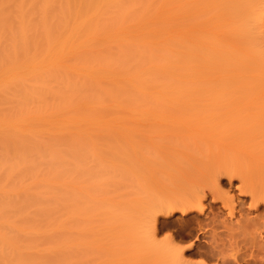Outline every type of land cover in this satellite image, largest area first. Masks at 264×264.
<instances>
[{
    "label": "bare ground",
    "instance_id": "obj_1",
    "mask_svg": "<svg viewBox=\"0 0 264 264\" xmlns=\"http://www.w3.org/2000/svg\"><path fill=\"white\" fill-rule=\"evenodd\" d=\"M200 1L192 0L191 3L198 4ZM207 1L210 3L211 0L198 5V8L202 6L201 17L192 14L191 18L196 16L202 19V8L209 4ZM230 1L229 3L233 2ZM188 2L190 3L189 0H0V264H96V260L100 264L98 258H104V251L101 256L99 253L103 249L95 250L99 247V241L92 239L94 235H98L94 233L93 216L102 213L105 217L109 213L107 216H112L105 217L108 221L113 217L115 223H120L122 219L130 223L135 215L133 208L138 206L136 203L151 196L147 187L149 177L142 174L141 167L135 166L139 161V153H132L135 150L132 148L124 150L121 145L123 150L118 148V141L114 137L120 135L121 129L136 132L138 130L134 129L148 127L152 130L164 126L174 130L191 127L201 131L205 137L215 139L220 127L230 126L228 116L233 112L231 105H237L239 101H230L234 94H229L228 101L231 103L225 100V92L229 88L225 87L226 90L222 91L224 81L221 80L227 82L229 78H226V73L225 76L222 75L220 68H216L210 52L213 51L212 48L207 46L205 51L203 48L206 46L202 47L198 35L200 39L195 36L196 39L188 44L186 23L191 20L187 15L191 9L189 7L187 10ZM241 2L242 0L239 4ZM244 4L242 14L238 13L242 9L240 6L241 9L236 5L240 11H235V4H230L231 8L228 5L234 12L233 15L237 13L240 15L238 19L242 17V22L239 20L242 24L236 23L237 30L232 27L233 38L237 35L236 39L241 37L251 45L256 41L262 45L264 0H246ZM231 11L229 10L230 13ZM206 13L203 14L204 17ZM197 18L193 22L196 20V23ZM219 34H225L226 37L227 32ZM217 36L216 39H211L220 45L222 42L219 37L220 44L217 42ZM206 38L209 40L208 37H203V40ZM212 40L209 42H213ZM250 44L248 45L255 50L247 45L250 51L246 52L245 48L246 54H238L240 57L244 55L241 65L246 69L249 63H254L264 70V54L256 48L257 43L256 46ZM223 45L220 48L226 51L227 48ZM241 45L244 48L245 45ZM220 48L217 50L223 57L231 51L228 47L229 52L225 54ZM235 50L232 55L241 52V49L238 52ZM213 52H217L215 48ZM203 61L208 68L207 70L204 66L205 72L199 69V64ZM249 68L255 72L256 67L252 69L248 66L247 69ZM224 69L226 67L222 70ZM238 70L239 67L234 73ZM241 70L240 68L241 74L239 71L235 74L242 76ZM260 70L262 73L263 70ZM219 72H222L223 77ZM257 72L260 73L259 69ZM229 73L231 76V72ZM256 78L254 82L251 78V82L264 83L258 76ZM219 94L220 103L216 101ZM236 94L239 98V93ZM222 95L225 101L222 100ZM215 101L216 105L219 103L218 106H215ZM223 104L228 105L222 107ZM223 117L229 120L225 121ZM224 121L227 123L223 124ZM104 129L119 130V133L116 132L117 136H114L116 133H111V136L106 132L104 135L117 141L113 150L119 149L122 152L120 155L112 151L114 159L127 163L126 166L135 167L137 176L129 166V171L118 168L122 172H117L116 168V173L115 170L110 172L112 169L108 173L109 169L102 168L103 173L99 172L103 176L100 173L97 176L90 174L89 183L87 182L88 176L85 173L90 172L87 167L93 157L91 150L94 149H90L93 143L90 140L99 130ZM91 131L95 133L92 134ZM102 134L97 133L101 137ZM120 136L119 141L124 138ZM93 138L99 139L97 136ZM84 165H87V169ZM98 168L100 170L97 166L93 170ZM214 172V185L218 184L221 174L227 175L229 179L239 175L230 167L216 168ZM121 173L125 177L131 176L133 182H129L127 177L124 183L128 184H121L123 182L119 180L125 178ZM107 178L114 182L106 180ZM98 179H104L100 183V189L98 185L101 180ZM116 179L119 184L131 188L129 191L133 192L128 195L133 197L132 193L135 192L136 197L131 199L125 195L129 200H124V194L120 193L116 205L103 201V188L106 190L104 196L108 193L105 184L118 185ZM91 180L96 181L98 188L95 185L91 188L94 182ZM92 189L99 190L98 193L94 192L101 195L102 202L98 201L100 198L97 196L96 200L91 197ZM249 193L253 203L260 200L264 203V194L257 190H250ZM150 202L151 205L146 210L150 216L153 215L151 222L155 220L156 211L172 214L173 209L179 207L186 214L189 208L196 207L200 212L203 206L198 197L192 201L181 198L173 203H163L160 198L151 196ZM227 207L229 213L233 214L229 210L230 206ZM153 228L154 224L152 230ZM152 230L151 233L146 229L142 232L137 230L134 233L139 236H136L137 239L116 237L118 240L114 239L117 240L114 241V246L120 244L126 248L127 244L128 247H135L138 243L149 246L147 249H156L155 232ZM95 237L93 238L97 239ZM121 246H117L118 251L124 249Z\"/></svg>",
    "mask_w": 264,
    "mask_h": 264
},
{
    "label": "rangeland",
    "instance_id": "obj_2",
    "mask_svg": "<svg viewBox=\"0 0 264 264\" xmlns=\"http://www.w3.org/2000/svg\"><path fill=\"white\" fill-rule=\"evenodd\" d=\"M189 1L190 3L188 2L187 3L188 5H186L188 7L187 10L189 9V7H191V9H189V13L187 12L189 18L192 17V14L193 15L197 14L199 15V17H201L200 14L202 13V11L200 10L202 6H199L198 8V5L204 4L205 3L204 1L206 0H203V3L202 0L201 1L199 0L200 2L198 4L196 3L197 5L195 4V2H193L194 4L192 5L191 3L192 0ZM211 1L210 3L207 1L209 4L208 5L205 4V6L202 8L203 14L206 12L209 13V15L208 13H206V15H208L207 17L206 15L204 17L202 14V19L208 18V20L205 19V22L203 21L204 19L203 20L201 18L198 19L196 16H193L194 18L188 20L189 18H187L188 16H186L188 20V21L186 20L187 21L186 36L188 39L187 42H189L188 44L192 43V41L196 39L198 35V37H200L201 39L198 37L197 39L201 40V44H203L202 47L206 46V48H203L205 51L207 49V46H209L210 49L212 48L213 51L214 48L217 51L215 53L213 51H210L212 52V57L214 58L218 57L217 59L215 58L216 60L213 58L214 60L213 62L216 64L217 66L216 68L217 69L220 68L221 71L223 72V73L219 72V75H221V73L222 75L226 73L227 74L226 78L227 79L229 78V81L227 80V82L229 83L228 85H225V83L227 84L225 80H221L224 81L223 83L225 85V86L223 85L224 90L222 89L221 90L225 91L226 88H229L228 90H226L227 92H225L226 93L225 95L227 96L226 97L227 99L225 100L226 101L230 100L229 94H234L233 98H231L230 101L231 102L232 100H234L235 102L239 101V103L237 102V105H235L236 103L234 105L233 104L231 105L233 107V112L230 116H228L230 118V121H228L229 118L226 120L225 117H223L225 121H228V124L231 123L230 126L227 124V126H229L230 129L228 130L229 127H226V125L224 127L223 125V127H220L218 129L219 131L215 139L211 137H205V135H203L201 131L197 129H192L191 127L175 128L176 130H174V128L172 127L171 128L169 127L170 129H168L167 126H164L162 128L161 127L157 128L156 130L153 129L155 132L150 127L143 129L142 128L134 129V130H138L136 132L133 131L132 129H128L130 130L128 132L126 129H121L120 130L122 131L121 133L126 135L124 136L120 133L121 136L120 135L119 136L120 138L124 136V138H122L119 141L118 140L119 136L114 137L118 141L119 147L116 144L118 148H121L120 147L121 145L122 147H124L123 148L124 150L127 149L128 151V148L130 150L132 148L133 150L135 149L134 152L132 153L136 154L135 151L139 153V155L136 154L137 159H139V161L137 162L138 163L137 165L135 164V166L141 167L143 169L142 174L143 175L147 174V176L149 177V182L147 183V187L149 188V193H150L149 195H151L152 197L156 196L160 198L161 200H163V203H167V202L173 203L181 198H185L188 201H192L193 198L198 197L202 201V205H203L202 211L200 209L199 212V210L196 207H193L191 209L189 208V210H187L188 213L186 212V214L185 213L183 214L181 209H178L179 207H176V209H173V211L171 210L172 214H167L166 213L167 211L166 212L156 211L154 213L155 220L151 222L153 215L150 216V213H148V211L146 210L147 207L151 205L150 204L151 196H150V197H144L142 200H139L136 203L138 206H140V208L138 206L137 208L135 207L136 209L133 208L134 209L133 212L135 215L133 219L130 221V223L123 221V219H122L123 222L121 221L120 223L119 222L115 223L113 222L114 221L113 217L110 219L111 221L110 220L108 221L106 218L112 216L111 214L110 216H107L109 215V213L105 214V217L107 216L105 218L104 214L98 213L99 215L93 216V218L95 217L94 220L92 218V220L95 221L96 225L92 221L95 228L94 226L91 227V231L93 232L92 228H94V231H96L94 233L95 234L98 233V235L93 236V237L97 236L95 237L97 239H94L92 237L93 240L99 241L98 243L99 247L96 248L95 250L98 251L97 249L99 248H100L99 250L103 249L100 251L101 253L99 252L98 253L99 255L102 256V251H104L105 254V256L103 254L102 258L103 257L104 258L102 260L98 258L100 264H178L179 262L180 264H255V263L264 264V203L260 202L261 200L256 203L255 202L253 203L251 200V194L249 193L250 190H257L260 193L264 194V144H263L264 83L260 84L256 82L255 83L256 85L252 83L256 79H258L256 78L257 76L260 78L259 80L261 82H264V70L260 66L255 65L254 63H249L248 66L249 67L251 66V68L256 67L255 69L252 68L255 70V72L252 70L250 71V68L247 69L248 66L245 69L241 65L243 64L242 58L244 55L241 54L242 57H240L238 56V54L240 53L246 54V52L250 51L251 47L248 45L250 44V42L246 39L245 41L248 43L244 42L242 40L243 38L241 37H238L240 39H236L237 35L234 36L235 39L233 38L232 33L234 31L232 27L235 28L238 23L242 24L241 23L242 17L241 19H238L240 15L238 16L236 12H235L236 15H233L234 12L232 13L231 9H229L230 4L231 6L232 4H235L236 6L239 4L240 0H231V1L225 0L226 2L228 1L227 3H225L224 0H223L224 2H222V0L221 2H218V0H214L213 3L218 2L217 4H213L211 3ZM229 1L230 2L233 1V2L229 3ZM242 2L246 3V0L245 1L242 0ZM242 2L241 4L238 5V7L240 6L241 8L242 7L244 8L245 4ZM243 4L244 6H242ZM225 7H227V9ZM238 7L236 6V9L234 7L235 11H237ZM243 8L241 9V11L238 9L240 11L238 13L242 14V12L244 11ZM228 9L231 11V13L229 12ZM197 10L199 12L195 13V11L197 12ZM195 18H197L196 23H195L196 20L193 22ZM201 20L203 21L202 23ZM234 23L235 26L233 25ZM192 29L195 31H193ZM187 32L189 33V36ZM223 32L224 33L227 32L226 37H224L225 34H223ZM219 33H222L223 35ZM216 36L218 40L217 42H219L220 39L222 44H220V42H219L220 45L215 44L216 42L214 39H216ZM203 37L204 38L208 37L210 41L212 40L211 38L214 39L212 40L213 42L210 43L207 38L204 40L208 42H205L203 40ZM221 38L223 39L221 40ZM255 43H257V46ZM255 43H253L252 45L256 46L258 51H261V54H264V48H263L264 43H261L262 45H260V42L258 43L257 41ZM241 44L245 45L244 48L243 45ZM217 45L219 47H217ZM222 45L227 49L229 47L231 51L229 52V50L227 49H225L226 51H224L223 50L224 48H220V46ZM237 45L238 46L241 45V47L240 46L238 47ZM247 45L250 48L247 47ZM216 47L218 49L220 48V51L222 49L223 53L225 52V54L229 52L230 53V54L228 53L229 56L225 55L226 57H223L224 56L223 54L221 56V53L217 50ZM245 48L247 51L245 50ZM234 49H236L235 50L236 52H238L241 49V52L232 55L234 53ZM251 49L254 48L252 47ZM217 53L221 56L220 58L222 59V61L219 58V55L213 56V54H217ZM234 56L235 57L238 56V58H235ZM231 57L232 59H230ZM240 59H241L240 62L242 63L238 61ZM217 61L218 62L221 61V62L217 63ZM223 61H225L224 64L222 63ZM237 62L238 64H240L241 67L238 66ZM203 63L204 61L201 62V64H199V69L201 68L202 71L205 72L206 69L208 70V68H206L205 63L204 64ZM200 65L203 67H201ZM227 65L230 66L228 67ZM204 66L206 69L204 68ZM235 66L236 68L239 67V70L240 68L242 69L241 70L242 76L235 74L238 73L239 70L234 73V71H236ZM222 67L223 68L226 67V69H224L225 71L222 70L223 69ZM227 69L231 70L229 71L231 72V76L228 75L229 72L227 71ZM257 69H259L260 73H261L260 69H262L263 70L262 73L260 74L259 72H257ZM244 71L245 72L247 71V73L245 74ZM239 74H241L240 71ZM251 78L253 79V81L251 80ZM238 85L240 87H238ZM260 86H262L263 88L260 89L259 88ZM235 89L237 92L235 91ZM235 92L239 93V98H237L238 95ZM220 93L222 94V92ZM235 95L236 97H234ZM220 96L221 95L219 94L218 95L219 101L218 98L216 100L219 103H220ZM221 98L223 101H225L223 99L225 98L224 96ZM216 101H215V106H218L219 103H217L216 105ZM230 101L228 102L231 103ZM200 102H202L203 104V101ZM222 103L223 102H221V105ZM228 104L226 105L223 104L222 107L227 106ZM232 107L230 110H232ZM225 121L223 122V124L227 123ZM148 129H151L152 131ZM158 129H161V131ZM97 131L98 130H96V132ZM99 131L97 133L99 134L103 133L102 135L105 138L103 136L101 137L100 135H97L96 133L97 138H99L100 140L98 139L99 140L98 141L93 138L96 136H93L92 139L90 140L91 143L93 141L92 143L93 145L92 144L90 145V149L91 147L94 148L93 150L95 153L94 152L93 153L95 155H93L92 153L93 150H91V154L93 157L91 158L92 160H90L88 164L89 166L87 167L86 165V167L89 168L90 172L89 173L84 172L88 176L87 182L90 180L89 177L90 174H91L90 176H94V175L97 176L98 173H100L99 171H102L101 170L102 168H105V170L109 169L107 171L108 173L110 169H112L110 172H114L116 168H117L116 169L117 172H122L118 170V168L123 169V171H125L126 169H127L126 171H129L130 170L129 168H131V171H133L132 169H134L135 167L132 168V166L130 165L126 166L125 164L127 163H123L118 159L117 160L114 159L115 153L117 154L119 153L120 155H122V152L119 151V149L113 150L114 144L117 141L114 142V139L109 138V136H107L106 134L110 133L108 135H111L112 133L114 135L116 132L119 133V130L116 131L114 129L110 132L108 129H104L102 131L101 130ZM131 131L134 133H132ZM105 132L106 134L104 135ZM91 133L93 134L95 133V131L94 132L91 131ZM117 133L114 136H117ZM200 133L203 135V137ZM127 134H131V135L127 136ZM163 134L164 135L166 134L167 136L165 135L166 136L165 137ZM222 134L223 136H221ZM117 150L119 152H116ZM112 151H114V154H112L113 153ZM118 158H120L119 155ZM87 161H89V159ZM87 161L86 163H88ZM96 166L100 167V170L99 168L93 170ZM223 167H230L231 169L236 171L239 175L235 178L233 177L229 179L227 175L221 174L219 177L218 184L217 185L215 184L216 185L215 186L214 185L215 182H213L214 181L213 178L214 176H216V173L214 171L216 168H223ZM116 170L114 173H116ZM134 171H135V175L137 176L138 174L136 173L135 169ZM134 171L132 173H134ZM125 172L124 174L121 173L120 175L121 176L122 174L125 175ZM108 173H106V175ZM101 175H99L100 178ZM113 175L118 176L119 174L118 175L113 174ZM106 177L104 176V178ZM122 177L124 178L125 176ZM127 177H129L128 178L129 182L130 181L133 182L132 180L133 178L131 179L130 178L131 176L127 175L124 178V180L123 179L119 180L120 182H123L121 184L123 185L128 184L126 182L124 183ZM133 177L135 179L134 175ZM92 178L95 179L94 177ZM110 178H107L106 180L109 179L114 182V180ZM98 180H101L100 182L98 181L99 185L97 183L100 189L101 188L100 186H102V184L100 185V183H103L102 181H104V179H98ZM106 180L105 183L106 182L108 183V181ZM112 181H110V183ZM116 181L118 185L116 183L114 186L112 183H111L112 185L110 184L111 186L105 184V187L107 188L108 191L107 196L106 195L104 196V192L106 190H104V188H103L104 192L101 190V192H103L102 197H105L103 198V201L105 200L111 205L117 204L118 201L117 196H119L120 193L124 194V196L127 195L128 197L129 196L131 197V195L128 194H131V192H133L132 190L131 192L129 191L130 187L128 188L126 186L119 184L120 182H118L117 179ZM94 182H93L94 184L93 183L91 184L90 182L91 188L93 185L96 184V181ZM88 186H86V188ZM96 187L97 186L95 185V188ZM119 187L120 189L121 188L123 189L120 190ZM124 190L127 192H124ZM94 191L96 192L97 189L96 190L92 189L93 193L91 194V197L95 199L97 196L98 199L100 198L98 201L102 202L101 195H97ZM134 194L132 193V196L135 198L136 196H134ZM133 197H131V199ZM124 198L122 195L121 198L122 200L123 199L129 200V198H126V196ZM223 199L227 200L226 202L228 203L226 204ZM227 205L230 206L229 210L231 209L233 214L229 213L227 209L228 208ZM174 210H176V212ZM153 224H154V228L152 230ZM149 226H151V229L149 228ZM144 229H146L149 233H151V230L155 232L154 240H155V246H157L156 249H151V248L147 249L146 247L149 246L141 245L138 243L135 247H131V246L128 247L127 244H125L127 246L126 248L125 246L123 247V245L121 246L120 244L119 245L116 244V246H114L115 244L114 241L118 240V238L116 237H123L124 239H131V238L137 239L139 236L134 233L137 230L138 231L140 230L142 232V230ZM117 246L119 247L121 246V248L123 247L124 249L120 248L121 249L120 252L118 251L119 249H117ZM114 247H116V249H114ZM113 249L116 251V253H114L115 251ZM231 254L235 255L234 257L236 259L232 257L233 255ZM178 257L180 259H178ZM95 262L96 264H98V260H96Z\"/></svg>",
    "mask_w": 264,
    "mask_h": 264
}]
</instances>
